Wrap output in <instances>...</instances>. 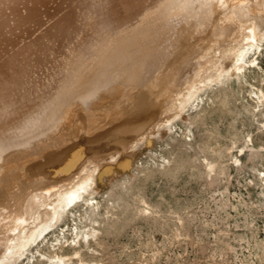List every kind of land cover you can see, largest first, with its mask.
Instances as JSON below:
<instances>
[{
    "label": "bare ground",
    "instance_id": "6f19581e",
    "mask_svg": "<svg viewBox=\"0 0 264 264\" xmlns=\"http://www.w3.org/2000/svg\"><path fill=\"white\" fill-rule=\"evenodd\" d=\"M263 41L264 0H0V111L18 108L0 118V132L21 126L19 113L30 121L49 111V90L77 78L91 93L81 106L99 105L75 111L38 155L0 151V264L46 238L96 172L130 163L124 151L182 115L205 86L254 66L248 54ZM108 74L110 89L98 82Z\"/></svg>",
    "mask_w": 264,
    "mask_h": 264
},
{
    "label": "rangeland",
    "instance_id": "374dc122",
    "mask_svg": "<svg viewBox=\"0 0 264 264\" xmlns=\"http://www.w3.org/2000/svg\"><path fill=\"white\" fill-rule=\"evenodd\" d=\"M256 52L248 54L254 66L208 84L140 142L129 172L110 175L123 167L116 162L96 172L83 198L13 264H264V41ZM105 78L98 82L110 89ZM77 80L63 95L54 94L57 85L49 90L55 108L43 115L28 121L19 113L21 126L0 132V151L38 155L75 111L99 107L81 106L91 93ZM17 109H2L0 118Z\"/></svg>",
    "mask_w": 264,
    "mask_h": 264
},
{
    "label": "water",
    "instance_id": "95a60500",
    "mask_svg": "<svg viewBox=\"0 0 264 264\" xmlns=\"http://www.w3.org/2000/svg\"><path fill=\"white\" fill-rule=\"evenodd\" d=\"M125 152V154H129V156L131 157V162L130 163H127L126 164V166H123L120 170H119V172H121V173H127V172H129L130 171V169H131V166H132V161L135 159V157H137V155H138V152L137 151H128V152H126V151H124Z\"/></svg>",
    "mask_w": 264,
    "mask_h": 264
}]
</instances>
